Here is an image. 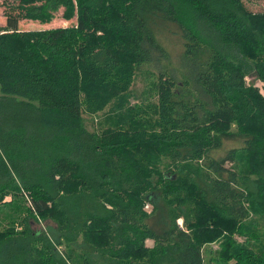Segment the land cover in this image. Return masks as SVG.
I'll use <instances>...</instances> for the list:
<instances>
[{"label":"trees","instance_id":"obj_1","mask_svg":"<svg viewBox=\"0 0 264 264\" xmlns=\"http://www.w3.org/2000/svg\"><path fill=\"white\" fill-rule=\"evenodd\" d=\"M2 3L0 264H264V11L245 0ZM60 10L75 22L21 28ZM171 32L178 61L162 41ZM141 69L146 98L132 92ZM107 107L91 128L85 113ZM235 137L243 144L218 154ZM31 218L56 225L36 233Z\"/></svg>","mask_w":264,"mask_h":264},{"label":"rangeland","instance_id":"obj_2","mask_svg":"<svg viewBox=\"0 0 264 264\" xmlns=\"http://www.w3.org/2000/svg\"><path fill=\"white\" fill-rule=\"evenodd\" d=\"M246 3L249 5V9L253 10V11H258V10H262L264 11V0H245ZM5 7L6 4L2 3L0 6V23H5L7 16L5 13ZM62 10H60V12L57 13V15L55 16V18L53 19L52 22L48 23V22H40V21H34V19H29V20H20V25L22 29H29V28H35V29H42V28H53L59 25L62 26H69V24L75 22V18L73 19H69V20H65L62 17ZM165 36V35H164ZM164 40H162L167 47H169V51L170 54L172 55L173 59L178 61L179 59V55L181 52V49L185 48L184 44H183V40L178 39V36L174 33L171 32L170 36H165L163 37ZM255 72H252L250 74H247L246 78H247V82L248 83H252V80H256V76H255ZM138 77L135 78L134 84L132 86L133 88V93L138 94L139 92H142V96H147L143 95V91H148L149 90V83L152 80V76L150 74H148L147 71L141 69L138 71ZM256 84H260L262 89L264 88V84L261 82V80H256L255 81ZM141 96V98H142ZM146 98V97H144ZM131 102H132V106H134L135 104H137L139 101L138 99H136L135 97L131 98ZM156 99V96L152 95L149 100H153ZM148 102V101H147ZM112 114V111L109 107L104 108L103 110H101L98 114H91L86 112L85 116L88 118L87 122L89 124V126L91 128H94V124L98 121H100L101 119H106L109 117V115ZM243 139H240L239 137H235L234 139H226V141H224V145L222 146V150H218V154H224L226 153L225 151H228L229 149L235 147V146H241L243 144ZM228 165L232 166V163H228ZM234 166V165H233ZM25 196V195H24ZM22 196H19V198ZM26 198V197H25ZM23 199L24 198H20ZM149 210L153 209V206L149 203V207H147ZM9 209L10 206H3L0 204V228H4V227H8V221L9 219H6L4 217L9 216ZM4 218V219H3ZM183 222V221H182ZM17 227L19 229H22L21 227V223H20V219L19 222H17ZM30 224L31 226H33V230L37 233V231H41V230H46L47 228H49V224L55 226L56 224L54 223L53 220L50 221H39V220H35L34 218L30 219ZM238 239H243L242 236H238ZM149 243V245H153V240H149L147 241ZM212 248H219L218 243L214 242L211 245H207L206 249L204 250V254H205V258L206 260H208L210 251L212 250ZM215 264V263H213Z\"/></svg>","mask_w":264,"mask_h":264},{"label":"built area","instance_id":"obj_3","mask_svg":"<svg viewBox=\"0 0 264 264\" xmlns=\"http://www.w3.org/2000/svg\"><path fill=\"white\" fill-rule=\"evenodd\" d=\"M24 193H25V195H26V197H27V200L30 201L29 204H30L31 206H33V203H32L33 200H31L30 195L27 194L26 190H24ZM10 198H11V194H9V196L6 197V200H7V199H10ZM146 207H149V204H148V203L146 204Z\"/></svg>","mask_w":264,"mask_h":264},{"label":"crops","instance_id":"obj_4","mask_svg":"<svg viewBox=\"0 0 264 264\" xmlns=\"http://www.w3.org/2000/svg\"><path fill=\"white\" fill-rule=\"evenodd\" d=\"M7 200H9V199H7ZM149 244V243H148ZM150 246H152V245H150Z\"/></svg>","mask_w":264,"mask_h":264}]
</instances>
